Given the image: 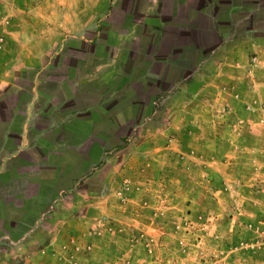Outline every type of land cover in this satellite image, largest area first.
Here are the masks:
<instances>
[{"label":"crops","instance_id":"obj_1","mask_svg":"<svg viewBox=\"0 0 264 264\" xmlns=\"http://www.w3.org/2000/svg\"><path fill=\"white\" fill-rule=\"evenodd\" d=\"M0 39V264L264 184V0H0Z\"/></svg>","mask_w":264,"mask_h":264},{"label":"rangeland","instance_id":"obj_2","mask_svg":"<svg viewBox=\"0 0 264 264\" xmlns=\"http://www.w3.org/2000/svg\"><path fill=\"white\" fill-rule=\"evenodd\" d=\"M244 25L239 23L237 27ZM22 75L27 78L29 72L24 71ZM21 83L24 88L28 87V82ZM48 88L52 89L53 85ZM9 104V101L4 103ZM2 115L7 118L8 113ZM140 116L141 113L137 118ZM211 196V200L200 199L181 206L178 220L165 218L154 226H145L143 232L112 230L115 232L110 234L112 241L104 238L114 244L116 256L113 258L100 257L96 263L95 257H91L92 244L88 242L80 249L64 248L62 251L66 254L58 256L59 263L264 264V184L247 187L242 205L234 202V195L230 199L233 205L229 207L225 206L229 202H223L220 194L217 198Z\"/></svg>","mask_w":264,"mask_h":264},{"label":"built area","instance_id":"obj_3","mask_svg":"<svg viewBox=\"0 0 264 264\" xmlns=\"http://www.w3.org/2000/svg\"><path fill=\"white\" fill-rule=\"evenodd\" d=\"M1 41H2V40L0 39V43H1ZM254 60H255V59H254ZM254 60H253V61H254ZM127 187H128V186H127V185H125V186H124V190H126V189H127Z\"/></svg>","mask_w":264,"mask_h":264}]
</instances>
